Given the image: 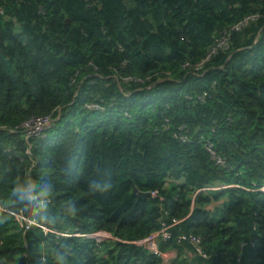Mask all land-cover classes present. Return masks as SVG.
<instances>
[{"label":"trees","instance_id":"obj_1","mask_svg":"<svg viewBox=\"0 0 264 264\" xmlns=\"http://www.w3.org/2000/svg\"><path fill=\"white\" fill-rule=\"evenodd\" d=\"M263 188L264 0H0V264H264Z\"/></svg>","mask_w":264,"mask_h":264},{"label":"built area","instance_id":"obj_2","mask_svg":"<svg viewBox=\"0 0 264 264\" xmlns=\"http://www.w3.org/2000/svg\"><path fill=\"white\" fill-rule=\"evenodd\" d=\"M254 18H255V16L246 17L243 21L234 25L233 29H240V27L243 26L244 24H246L249 19H254ZM224 44H225V42L223 41L222 44H220V45H224ZM206 60H207V58L205 60H203L202 62H200L199 64H197L195 69L198 70L199 68H201L203 63ZM127 79H131V78L129 77ZM88 106H90V105H88ZM92 106L95 108L100 107L97 104H94ZM58 111L60 112V109ZM57 117L54 116V113H52L51 115H48V116H35V117H32L28 120L23 121L20 125L13 128L12 131L22 133L24 138L27 141H30V139L33 137L44 138L47 136L46 132L53 126V123ZM207 148L219 164L226 165V161L216 154V152L213 149V145L211 143H208ZM26 153L32 160H34L33 154L31 152V144L27 148ZM152 194H156V193L152 192ZM28 198L31 200V202L36 201V200H39L40 203L50 201V199L48 197H46L40 193H37L35 190H30L28 192ZM0 211H8V208L5 205H3L1 203V201H0ZM13 214L16 217V219L21 223V225L25 226L26 229L30 228V226H38V227L43 228V230H45L46 232L50 230L46 225L41 224V222L38 221L35 216L28 215V208L25 210V212H22V211L18 212V213L13 212ZM169 228H170V225H168L166 223H162V226L160 229L152 232L151 234H149L145 238L139 239L137 241V243L139 245H143V246L147 247L148 249H150L151 251H153L155 253L162 255V252H160L159 248H158V240H159V238H162L165 240L170 236L171 232L169 231ZM53 232H56V231L53 229ZM87 236H93L96 238H100L101 234L95 233V234H88ZM179 240L180 241L184 240V241L190 242L191 244H193L195 246L196 252L199 255H201L203 257H207V253L203 250V248L200 244L201 243V237L200 236L193 234V233H190V234L184 233V234H181L179 236Z\"/></svg>","mask_w":264,"mask_h":264},{"label":"crops","instance_id":"obj_3","mask_svg":"<svg viewBox=\"0 0 264 264\" xmlns=\"http://www.w3.org/2000/svg\"><path fill=\"white\" fill-rule=\"evenodd\" d=\"M186 255L187 257L191 258L194 256L193 254H191V252L187 251L186 252ZM162 259H163V262L165 264H169L171 262V260L173 259L174 257V253L173 252H163L162 255H161Z\"/></svg>","mask_w":264,"mask_h":264},{"label":"water","instance_id":"obj_4","mask_svg":"<svg viewBox=\"0 0 264 264\" xmlns=\"http://www.w3.org/2000/svg\"><path fill=\"white\" fill-rule=\"evenodd\" d=\"M134 191L137 192L138 195L141 197H148V196L152 195V192H150V191L142 192V191H139L136 187L134 188Z\"/></svg>","mask_w":264,"mask_h":264}]
</instances>
